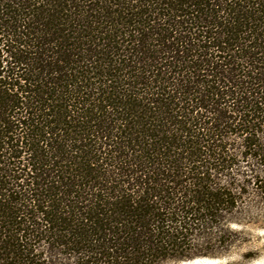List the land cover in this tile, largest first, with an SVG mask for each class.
<instances>
[{
  "label": "trees",
  "instance_id": "trees-1",
  "mask_svg": "<svg viewBox=\"0 0 264 264\" xmlns=\"http://www.w3.org/2000/svg\"><path fill=\"white\" fill-rule=\"evenodd\" d=\"M262 231L264 0H0V264H246Z\"/></svg>",
  "mask_w": 264,
  "mask_h": 264
},
{
  "label": "rangeland",
  "instance_id": "rangeland-1",
  "mask_svg": "<svg viewBox=\"0 0 264 264\" xmlns=\"http://www.w3.org/2000/svg\"><path fill=\"white\" fill-rule=\"evenodd\" d=\"M254 238L256 240L254 239L253 242L243 246L240 251L246 249H259V253L256 259L246 264H264V231L255 233ZM238 260V258H230L228 260L223 261H210L205 259H198L189 262H183L181 264H235Z\"/></svg>",
  "mask_w": 264,
  "mask_h": 264
}]
</instances>
